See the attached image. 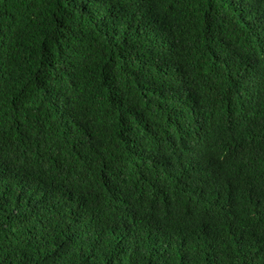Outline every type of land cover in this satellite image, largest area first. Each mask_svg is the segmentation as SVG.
Returning <instances> with one entry per match:
<instances>
[{
	"label": "trees",
	"instance_id": "16d2710c",
	"mask_svg": "<svg viewBox=\"0 0 264 264\" xmlns=\"http://www.w3.org/2000/svg\"><path fill=\"white\" fill-rule=\"evenodd\" d=\"M0 264H264V0H0Z\"/></svg>",
	"mask_w": 264,
	"mask_h": 264
}]
</instances>
